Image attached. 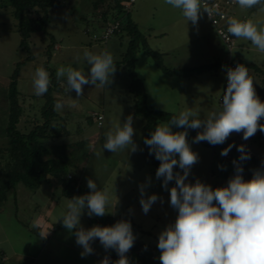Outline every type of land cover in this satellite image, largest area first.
<instances>
[{
    "label": "rangeland",
    "instance_id": "1",
    "mask_svg": "<svg viewBox=\"0 0 264 264\" xmlns=\"http://www.w3.org/2000/svg\"><path fill=\"white\" fill-rule=\"evenodd\" d=\"M230 12L233 18L240 21L251 19L260 21L258 26H264V5L247 9L235 3ZM129 16L137 24L147 46L161 53L165 66L182 68L216 62V65L192 76L169 75L157 67L150 55L138 48L134 70L142 81L146 104L176 115L191 108L199 113L201 119L218 111L217 96L223 83L227 53L203 11L194 25L190 20L186 21L179 9L166 4L165 0H134ZM105 28L91 12L90 0H65L63 5L51 11V21L46 25V30L53 35L58 47L54 45L50 58L46 59L42 51L47 41L42 40L41 32H32L27 40L31 58L20 64L16 87L23 95L25 111L30 119H35L43 103V97L34 94L33 76L37 68L43 67L56 75L59 67L71 66L88 73L90 66L83 56L85 49L93 53L107 50L113 55L116 71L110 83L105 86H99V82L97 86L84 85V95L78 98L74 90L67 93L66 86L62 91H56L65 107L57 112L59 118L51 129H65L66 134L46 139L43 144L59 145L87 138V142L77 150V168L72 164L68 169L82 188L90 191L87 179L91 178L99 189H107L111 197L107 210L112 211L107 215L128 217L137 223L140 229L135 232L136 239L154 247V255L159 260V234L175 222L178 214L170 206L169 190L172 186L169 184V190H165L162 187L163 178H156V173L146 160L143 119L133 113L134 97L129 87L128 70L122 64H117L122 59L128 38L124 32L116 31L105 39L102 36ZM235 39L240 45V48L235 49L236 54L247 67L257 96L264 102V53L259 52L250 41ZM19 41L16 20L8 0H0V147L6 143L8 82L15 64L26 56ZM253 63L257 68L253 67ZM93 113L103 114L104 119L98 122ZM129 115L133 117V141L137 151L102 152L105 132L115 123H123ZM161 123L165 121L158 122ZM260 123H264V118H261ZM18 127L24 128L22 123ZM172 131L181 130L172 126ZM186 139L192 151L199 156L186 182L195 183L199 179L213 189L227 186L235 173L232 163L236 160L235 156L225 159L220 155L224 148L218 145L206 147L193 142L188 136ZM227 140H233L237 147L245 145L254 154L264 152V132L259 130L247 141L243 139L242 133H232ZM96 152L102 154L98 157ZM241 163L245 180L252 178L251 168L264 169L263 165L254 163L252 159ZM174 170L183 174L178 166H174ZM141 184L147 185L145 198L152 194L159 198L147 214L139 202ZM49 199L55 202V206L47 217L42 215V210ZM68 199L71 197L61 194L60 181L46 180L35 191L18 182L15 191L8 193L0 204V251L5 255L4 259L0 258V264H100V259L107 255L113 257L112 263L115 264L120 258L117 252L114 249L106 250L98 238L92 242L93 253L81 257L82 248L76 243L75 230L69 232L60 219L67 212ZM37 221L40 223L39 232L35 229ZM81 225L88 229L100 224L93 222L85 209ZM126 256L129 264H140L135 252L129 251Z\"/></svg>",
    "mask_w": 264,
    "mask_h": 264
},
{
    "label": "clouds",
    "instance_id": "2",
    "mask_svg": "<svg viewBox=\"0 0 264 264\" xmlns=\"http://www.w3.org/2000/svg\"><path fill=\"white\" fill-rule=\"evenodd\" d=\"M234 2L247 9L264 5V0ZM165 3L179 9L186 21L190 20L194 25L202 11L210 17L216 13L224 18L219 5L209 7L202 0H165ZM260 23L229 17L227 32L235 38L250 41L259 52L264 53V26H258ZM83 56L90 72L85 73L71 66H61L56 71L58 81L66 79L65 91L74 90L77 98L84 95V85L97 86L99 82V86H105L111 82L116 71L114 57L107 50L93 53L85 49ZM226 76L227 87L222 95L220 110L201 119L197 111L185 109L168 122L158 124L150 138L144 140L150 154L160 161L156 178H163L162 187L169 190V182L175 181V186L169 190L170 206L178 214L175 222L159 234L157 247L161 264H264V169H255L251 179H244L241 162L250 159L246 146L241 144L237 147L240 156L232 162L235 173L227 186L213 189L199 179L195 183L186 182L192 166L199 159L186 139L188 129H202L193 142L206 141L213 146L223 144L232 133H242L247 141L258 130L264 132V123H260L264 118V102L256 94L247 67L238 64L235 68H228ZM50 83L49 72L43 67L37 68L33 76L34 94L42 96L47 93ZM64 107V102L57 100L53 110L60 112ZM172 126L184 130L173 132ZM134 132L133 117L129 115L123 123L117 122L105 132L102 152L137 151ZM234 146L229 144L220 155L227 156ZM101 154L95 153L98 157ZM174 166H178L183 174L174 173ZM146 186H139V202L145 214L159 199L156 194L145 198ZM87 187L90 190L88 193L68 199L67 212L60 218L63 226L69 232L75 230L73 234L77 245L82 248V258L93 253L92 242L98 238L106 250L117 252L120 258L115 264H129L126 253L137 238L130 221L119 220L111 226L94 225L88 229L81 225L85 209L89 217H103L112 212L107 210L111 199L108 190L99 189L91 178L87 179ZM116 200L118 202L117 197ZM36 226L39 227V223ZM100 264H109V257L106 256Z\"/></svg>",
    "mask_w": 264,
    "mask_h": 264
},
{
    "label": "trees",
    "instance_id": "3",
    "mask_svg": "<svg viewBox=\"0 0 264 264\" xmlns=\"http://www.w3.org/2000/svg\"><path fill=\"white\" fill-rule=\"evenodd\" d=\"M64 2L65 0H8L12 15L16 20V31L20 37L19 45L26 56L21 62L15 64V69L8 82L6 143L0 147V204L5 201L8 193L15 191V185L18 182L35 191L42 182L55 179L61 183V194L71 198L89 192L78 184L74 174L68 169V166L72 164L77 168L75 165L77 150L87 142V138L59 145L47 146L43 144L46 139L66 134L65 129L59 128L56 131L51 129L54 121L59 118L58 113L53 110L56 101L60 100V96L56 94V91L63 90L66 86V79L61 78L58 81L53 71L49 72L51 83L47 93L42 95L43 103L38 109V118L35 119H30L27 111H25L23 95L21 96L16 87L20 64L31 58L27 40L32 32H41L42 40L47 41L42 54L46 59L50 58L56 41L53 35L46 30V25L51 21V11L61 4L63 5ZM260 6L262 5H257L253 9ZM90 9L104 26L117 21L118 28L114 32H124L128 38L122 59L117 61V64H122L128 70L129 87L134 97L133 113L143 119L144 141L146 138H150L158 122H168L173 116L177 115L165 110L151 108L146 104V94L142 81L134 70L138 48H141L145 54L150 55L157 67L169 75L192 76L209 69L212 65H216V62L193 67H167L161 60V53L147 46L137 24L129 16V10L122 8L120 0H90ZM237 55L235 60L242 64ZM45 67L48 69L47 66ZM254 67L257 68L255 65ZM19 123H22L23 129L18 127ZM25 124L27 127H25ZM179 129L184 130L183 128ZM198 131L201 130L188 129L187 136L194 140ZM199 143L206 147H213L206 141ZM229 144L235 145L229 151L230 158L233 155L238 160L240 153L237 151V145L233 140H226L218 146L227 148ZM144 148L146 160L156 173L160 161L155 158L154 154H150L149 146L145 143ZM250 159L254 163L264 166V161L251 157ZM68 174H70L69 178L67 177ZM169 184L174 187L175 181H170ZM90 218L93 222L102 226H111L119 220H128L131 222L134 235L140 229V226L128 217L106 214L103 217L92 216ZM129 251L138 255L140 264H161L160 260L154 255V247L146 245L138 239L135 240L134 246Z\"/></svg>",
    "mask_w": 264,
    "mask_h": 264
},
{
    "label": "built area",
    "instance_id": "4",
    "mask_svg": "<svg viewBox=\"0 0 264 264\" xmlns=\"http://www.w3.org/2000/svg\"><path fill=\"white\" fill-rule=\"evenodd\" d=\"M134 0H120V3L122 5V8L124 10H129ZM202 2L207 3L209 7L213 5H219V11L223 13L224 18H221L220 15L213 13V15L210 17L206 12H203L206 19L210 22V24L213 26L214 31L221 39L223 46L226 50V59L224 63V70H223V83L221 85L220 91L217 96V105L218 110L221 109L222 105V95L223 92L226 90L227 87V76L226 71L228 68H235L239 63L235 60L236 57V51L235 49L240 48V45L237 43L235 37L231 36L227 32V18L231 17L233 18L230 8L235 4L234 0H202ZM243 21V20H242ZM118 28V22L113 21L106 25V28L103 33V38L110 37L114 31ZM93 116L96 117L98 122L102 119V115L98 113H93ZM246 150L250 153V157L254 158L256 160L264 161V152H260L258 154H254L251 150L246 147ZM225 159H230V153H228L227 156H223ZM67 177H70V174L67 175ZM106 256L102 257L100 259V262L105 258ZM109 257V264H113V257L110 255H107Z\"/></svg>",
    "mask_w": 264,
    "mask_h": 264
},
{
    "label": "crops",
    "instance_id": "5",
    "mask_svg": "<svg viewBox=\"0 0 264 264\" xmlns=\"http://www.w3.org/2000/svg\"><path fill=\"white\" fill-rule=\"evenodd\" d=\"M55 46H57L58 47V44L56 43L55 44ZM57 47H55V48H57ZM241 47H243L242 45H241ZM254 64V63H253ZM252 66V65H251ZM253 67H254V65H253ZM99 114V113H98ZM102 115V119L101 120H103L104 119V115L103 114H101ZM263 169V168H262ZM251 171H253V170H255L254 168H251L250 169ZM49 180H55V179H49ZM54 206H55V202L52 200V199H49V201L47 202V204H46V207L42 210V215H44V216H49L51 213H52V211H53V209H54ZM39 220V219H38ZM40 221V220H39ZM39 221H37V223H39ZM37 223L35 224V229L39 232V230H40V226L39 227H37L36 225H37ZM39 225H40V223H39ZM0 258L1 259H4L5 258V255H4V253L2 252V251H0Z\"/></svg>",
    "mask_w": 264,
    "mask_h": 264
}]
</instances>
